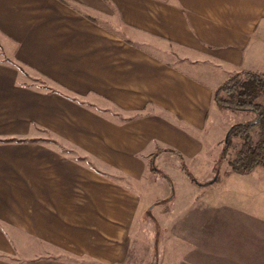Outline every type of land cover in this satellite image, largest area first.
Segmentation results:
<instances>
[{"label":"crops","instance_id":"crops-1","mask_svg":"<svg viewBox=\"0 0 264 264\" xmlns=\"http://www.w3.org/2000/svg\"><path fill=\"white\" fill-rule=\"evenodd\" d=\"M239 72L264 75V0H0V264H120L168 202L156 264H264L252 176L203 201L181 180L176 201L164 172L203 165L212 95ZM109 104L122 120L98 113Z\"/></svg>","mask_w":264,"mask_h":264},{"label":"rangeland","instance_id":"rangeland-1","mask_svg":"<svg viewBox=\"0 0 264 264\" xmlns=\"http://www.w3.org/2000/svg\"><path fill=\"white\" fill-rule=\"evenodd\" d=\"M154 42L157 44L154 45ZM160 44L158 40H151V43H146L144 42V47L146 50L151 51V53H155L160 57V59L166 61L167 63H176V60L172 55L167 53L166 51H163L162 49L156 47ZM36 76V82L42 83V78L40 76ZM229 79L235 80V79H244L245 78V73L244 72H239L232 74ZM234 82V81H232ZM257 103H261L264 105V96L259 97L256 100ZM102 105H105L102 103ZM95 107V106H94ZM93 111H98L95 108H91ZM217 109H219L217 107ZM213 111V109H212ZM211 111V124L212 126H209L207 131L204 132V135L202 138L204 139V143L208 145L205 156L203 158V165L198 162H188V163H183L184 161H178V164H170L167 166L164 170V172L169 176L171 179L173 186H174V191H176V201L178 200V196L180 194V185H181V180L185 181L191 188H196V190H200L201 192L196 193V201H203L204 196H202L203 192L205 191H212V192H219L224 191V189H238V190H248L250 188L251 181L249 182L248 180L246 182H243L242 179H231L232 175H235L230 168L228 167L227 164V159L221 160L218 163L219 159V153L221 150V141L225 138L229 128L235 124L239 123H244L249 120L254 119V115L252 112H248L245 110H222L220 111L219 115H212ZM101 115L109 116L112 119H115L116 121L122 120V114L121 110L114 108L111 104H109V107L106 108L104 111H99L98 112ZM116 113V114H114ZM117 115V116H115ZM114 116V117H113ZM117 117V119H116ZM215 121H214V120ZM214 121V123H213ZM54 141V140H51ZM55 142V141H54ZM181 163L185 166L186 170L190 173V175L193 177L195 180L194 183H192L189 178L184 174L185 172L182 171V166ZM154 167L155 169V175L150 178L149 180L154 181L155 179H159L164 173L162 171H159L158 167L153 165L152 163L150 164ZM150 170H151V166ZM217 171V176H218V181L214 182V184H209L206 186H199L198 184H205L208 182H212L213 178L215 176V173ZM253 177V189H256L257 187L263 188L264 189V169L262 167L256 168L253 172L250 174H247ZM163 178V177H162ZM197 183V184H196ZM255 183V185H254ZM132 188L134 190L136 186H133L131 184ZM209 186V187H208ZM211 186V187H210ZM194 188V189H195ZM205 188V189H204ZM138 189L142 192L144 189V184H139ZM142 189V190H141ZM252 189V190H253ZM154 199H157L156 197ZM167 202V201H166ZM176 203V202H175ZM171 205L173 207V203H165L163 204V208L160 205H156L151 209L146 210V215L143 217L142 221L140 222V230L137 234V236L132 240V244L130 248L128 249V254L126 256V259L124 262L120 264H152L153 261H156V256H155V247H154V241H155V233L156 231H160V228H165L166 225H164L165 217L168 216L162 215V210H168L171 208ZM175 207V204H174ZM200 211V210H199ZM199 217L200 222L196 223V226L198 227L199 235L201 233V223H202V218L204 216V213L202 215L201 211L199 215H196V217ZM157 218V222H156ZM157 225V226H156ZM161 225V226H160ZM6 233L8 235V238L12 239V241L17 244V246H23L26 244L28 237L25 235L24 232H21L19 230H6ZM161 233V231H160ZM165 236V235H164ZM36 249L40 250L37 245L35 246ZM167 255H170V247L165 248ZM40 252V251H39ZM53 252H56L53 249ZM51 252L50 255L55 256L57 254ZM61 256V255H58ZM156 264V263H155ZM169 264V262L167 263Z\"/></svg>","mask_w":264,"mask_h":264},{"label":"trees","instance_id":"trees-1","mask_svg":"<svg viewBox=\"0 0 264 264\" xmlns=\"http://www.w3.org/2000/svg\"><path fill=\"white\" fill-rule=\"evenodd\" d=\"M244 73L245 78L242 80H232L228 77L212 95L213 102L221 111L224 109L245 110L254 115L252 120L231 126L221 141L218 163L227 159L230 170L238 175L250 174L258 167L264 169V105L256 102L259 97L264 96V75ZM73 100L80 102L76 97ZM180 161H182L181 158ZM181 166L184 174L194 183L195 180L185 166L182 163ZM150 171L155 172L152 165ZM162 177L166 178L164 175ZM217 181L216 171L212 182L198 185L206 186ZM152 261V264L156 263L155 260Z\"/></svg>","mask_w":264,"mask_h":264}]
</instances>
